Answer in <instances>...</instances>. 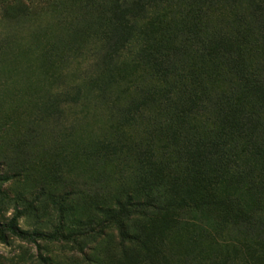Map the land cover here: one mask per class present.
Returning <instances> with one entry per match:
<instances>
[{"label":"rangeland","instance_id":"1","mask_svg":"<svg viewBox=\"0 0 264 264\" xmlns=\"http://www.w3.org/2000/svg\"><path fill=\"white\" fill-rule=\"evenodd\" d=\"M116 1L0 0V221L22 211V228L50 233L64 200L66 233L98 229L77 245L42 240L38 247L9 234L7 243L0 239V264H264V235L239 226L264 223V158L247 177L256 188L239 179L219 192L227 205L134 214L126 221L134 241L116 225L98 227V207L137 195L139 176L106 155L95 164L92 157L102 141L129 147L145 130L120 116L134 112L143 76L136 49L104 46ZM173 1L141 23L145 35L166 39L165 26L182 20ZM194 11L211 47L227 34L245 64L264 63V0H194L184 18ZM216 82L225 87L223 78ZM168 171L156 169L159 183Z\"/></svg>","mask_w":264,"mask_h":264},{"label":"trees","instance_id":"2","mask_svg":"<svg viewBox=\"0 0 264 264\" xmlns=\"http://www.w3.org/2000/svg\"><path fill=\"white\" fill-rule=\"evenodd\" d=\"M171 1L117 0L106 20L104 46L118 53L136 49V60L143 69L131 100L134 112L119 113L130 124H144L140 139L122 148L111 140L102 141L101 150L92 157L95 164L106 155L130 173H138L137 195H128L124 202L117 200L115 208L98 207L103 215L98 227L116 225L123 240H139L126 225L134 214L220 207L225 202L219 192L231 180L245 179L246 188H256L258 183L247 177L264 158V63L245 64L244 51L233 48L227 34L216 37L218 44L211 47V39L201 38L196 12L184 18L194 0L173 1L179 3L182 20L165 26L166 39L145 35L141 23L161 14ZM110 54L107 51L103 57L110 58ZM219 78L224 79V88L216 82ZM160 166L169 169L164 183L155 174ZM59 207L62 215L52 232L22 228L23 212L17 211L8 222L0 221L1 241L7 243L10 234L38 247L42 240L77 245L97 232L87 225L88 230L66 233L64 200ZM237 217L232 222L238 224ZM239 226L249 236L264 235L263 221Z\"/></svg>","mask_w":264,"mask_h":264}]
</instances>
